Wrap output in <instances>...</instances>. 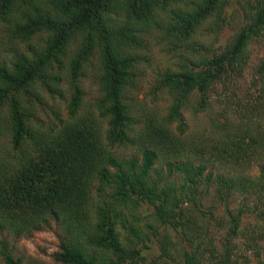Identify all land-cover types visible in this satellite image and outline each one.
I'll return each mask as SVG.
<instances>
[{
	"label": "trees",
	"instance_id": "1",
	"mask_svg": "<svg viewBox=\"0 0 264 264\" xmlns=\"http://www.w3.org/2000/svg\"><path fill=\"white\" fill-rule=\"evenodd\" d=\"M227 1L0 0L4 41L26 44L0 55V231L54 226L51 256L61 264H264L263 161L254 175L213 170L264 155V125L254 124L264 115V0L249 2L222 45L195 47L201 25L225 22ZM151 37L185 52L152 81L170 97L165 112L138 124L129 94ZM252 43L262 46L254 65ZM92 58L97 93L84 103L79 78ZM250 66L257 93L246 89L212 117L208 141L183 134L190 96L205 106L216 83L238 84ZM64 89V112L51 109L45 123L42 92ZM127 141L135 154L124 156L115 146ZM0 257L34 264L5 238Z\"/></svg>",
	"mask_w": 264,
	"mask_h": 264
},
{
	"label": "rangeland",
	"instance_id": "2",
	"mask_svg": "<svg viewBox=\"0 0 264 264\" xmlns=\"http://www.w3.org/2000/svg\"><path fill=\"white\" fill-rule=\"evenodd\" d=\"M250 1L251 0H228L227 7L224 11L226 14L225 22L216 31L211 30L208 26L203 27V25H201L202 29L197 37L200 44L195 45V47H197L196 50L200 52L206 51L209 53L212 48L215 49L226 42L227 38L242 22V11L247 8ZM6 30L7 28L0 24V55L3 56H9V48H13L17 45L18 49H24L26 45L20 41H18L17 44L12 43L11 41H4L6 39ZM2 41H4V43ZM149 42L150 44L148 45H151L150 51L147 54L146 50L142 49L144 53L146 52L147 56L144 60L140 61L137 76L134 78L135 85L129 94L133 102L132 114L135 118H138V124H142L146 119H150L151 117V119H153V115L155 114L165 112L170 97L165 91L156 90L152 92V81L157 72H162L166 68H175L180 62L177 52L180 50H182L183 53L185 52L183 50V44L174 51L168 49L165 40H159L157 37H151ZM203 45L205 47H203ZM142 51L141 53H143ZM250 51L251 55L249 58V64L254 65L258 62L262 53V46L252 43L250 44ZM189 55H191V53ZM90 62L91 63L87 66L84 75L79 78L83 88L84 103L89 101L97 93V86L94 82L95 76L93 73L95 59L92 58ZM252 67L253 66H250V68L248 67L245 69L244 75L240 78V80L244 79V81H241L238 84H234L231 87H225L221 83H216L211 89V95L205 106H198L197 101H195L196 96L191 95L189 101L181 108L182 118L185 122L183 134L188 135V137L192 138L196 143H198L201 139H206L208 141L211 138L210 136L215 134L212 132V126L210 124L211 118L220 119L221 109L225 107H230L231 109L237 98L244 99L243 95L246 89L253 96L259 90L260 87L258 84H253L251 82V79L257 81V76L254 74ZM232 87L235 88L236 94L231 92L233 89ZM63 91L64 94L62 96L54 94L52 97L46 93V91L42 92L44 101L42 103V109L37 115H39L45 123L54 121L53 115L50 112L51 109L59 107L62 113L64 112V99L67 96V90L64 89ZM138 124L135 122V125ZM254 124H261L263 126L264 115L257 114ZM171 125L173 127L175 125V121H172ZM115 150L124 156H127L128 154H135V144L131 141H127L124 145L120 144L119 146H115ZM260 161H263L264 163V155L262 158L250 160L249 163L242 169L227 163L224 168L214 166L213 170H218L226 174V171L233 172L236 169L238 171L254 175L258 172V162ZM249 201L252 202L251 199H249ZM262 205L264 207V203ZM259 222L264 223L262 220H259ZM0 238H5L7 248L11 250L14 256H19L23 263H27L29 261L34 264H61L55 261L51 256V253L55 250L58 242L54 226L46 228L41 227L39 229L32 230L28 234H21L18 236H14L5 231H0ZM261 247L263 248V246ZM157 252L158 250L156 249L148 253L147 259L153 263V258L156 256ZM249 258L252 260L253 256L250 255ZM255 259L256 257L254 260ZM166 260L170 262L169 258H166Z\"/></svg>",
	"mask_w": 264,
	"mask_h": 264
}]
</instances>
